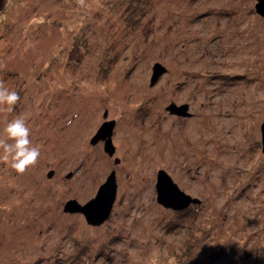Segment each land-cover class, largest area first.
<instances>
[{
	"label": "rangeland",
	"instance_id": "1",
	"mask_svg": "<svg viewBox=\"0 0 264 264\" xmlns=\"http://www.w3.org/2000/svg\"><path fill=\"white\" fill-rule=\"evenodd\" d=\"M257 2L0 0V82L21 97L0 128L25 115L41 151L23 173L0 162V264H264ZM113 119L110 155L91 139ZM114 169L107 220L64 211ZM160 169L200 202L159 203Z\"/></svg>",
	"mask_w": 264,
	"mask_h": 264
},
{
	"label": "water",
	"instance_id": "2",
	"mask_svg": "<svg viewBox=\"0 0 264 264\" xmlns=\"http://www.w3.org/2000/svg\"><path fill=\"white\" fill-rule=\"evenodd\" d=\"M256 9L264 14V0H258ZM165 68L160 63H156L153 67L151 76V84H155ZM189 103L177 104L171 102L166 109L172 114L189 115ZM115 120H105L91 141L97 142L99 139L105 141V151L112 155L116 149L112 133L115 126ZM262 131V151L264 152V122L261 125ZM119 161V158H117ZM54 170L49 171V175H53ZM157 201L163 206L176 210L188 207L191 203H199L200 200L193 197L180 188L173 177L164 169H160L157 174ZM118 188L117 176L115 169L111 171L105 182L98 188L95 197L91 198L87 203L81 204L77 199L68 200L64 205L65 212H81L85 215L89 224H101L109 216L112 211L113 203L116 198Z\"/></svg>",
	"mask_w": 264,
	"mask_h": 264
},
{
	"label": "clouds",
	"instance_id": "3",
	"mask_svg": "<svg viewBox=\"0 0 264 264\" xmlns=\"http://www.w3.org/2000/svg\"><path fill=\"white\" fill-rule=\"evenodd\" d=\"M21 100L20 94L0 82V108L12 112ZM40 147L33 145L31 129L23 114L7 120L0 128V162L17 173L25 172L37 163Z\"/></svg>",
	"mask_w": 264,
	"mask_h": 264
},
{
	"label": "bare ground",
	"instance_id": "4",
	"mask_svg": "<svg viewBox=\"0 0 264 264\" xmlns=\"http://www.w3.org/2000/svg\"><path fill=\"white\" fill-rule=\"evenodd\" d=\"M175 115H178V114H175ZM178 116H181V115H178ZM185 116H189V115H185ZM52 170H53V169H52ZM191 204H192V203H191ZM71 213H76V212H71ZM110 214H111V213H110ZM108 218H109V217H108ZM108 218H107V219H108ZM107 219H106V220H107Z\"/></svg>",
	"mask_w": 264,
	"mask_h": 264
},
{
	"label": "flooded vegetation",
	"instance_id": "5",
	"mask_svg": "<svg viewBox=\"0 0 264 264\" xmlns=\"http://www.w3.org/2000/svg\"><path fill=\"white\" fill-rule=\"evenodd\" d=\"M189 105H190V104H189ZM263 122H264V121H263ZM263 122H262V123H263ZM261 125H262V124H261ZM260 127H261V126H260ZM261 133H262V131H261ZM261 135H262V134H261ZM261 142H262V140H261Z\"/></svg>",
	"mask_w": 264,
	"mask_h": 264
}]
</instances>
